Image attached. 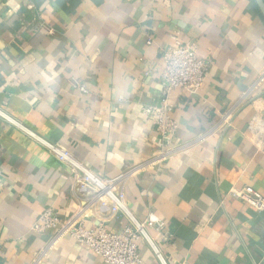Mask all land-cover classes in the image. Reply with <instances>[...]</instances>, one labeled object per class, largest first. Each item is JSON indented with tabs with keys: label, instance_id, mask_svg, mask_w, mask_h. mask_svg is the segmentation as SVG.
I'll use <instances>...</instances> for the list:
<instances>
[{
	"label": "crops",
	"instance_id": "crops-1",
	"mask_svg": "<svg viewBox=\"0 0 264 264\" xmlns=\"http://www.w3.org/2000/svg\"><path fill=\"white\" fill-rule=\"evenodd\" d=\"M176 40L195 42L209 68L200 89L170 96L179 127L154 160L158 134L142 107L158 103L161 54ZM261 73L264 18L254 0H0V264H101L69 236L35 263L53 231L34 223L46 209L69 217L81 196L26 130L100 176L136 169L126 202L138 219L164 222L149 233L167 264H264V211L227 197L243 186L264 196V131L260 146L246 132L264 108ZM230 109V126L217 130ZM101 221L114 231L127 223ZM139 252L142 264H161L147 245Z\"/></svg>",
	"mask_w": 264,
	"mask_h": 264
},
{
	"label": "built area",
	"instance_id": "built-area-1",
	"mask_svg": "<svg viewBox=\"0 0 264 264\" xmlns=\"http://www.w3.org/2000/svg\"><path fill=\"white\" fill-rule=\"evenodd\" d=\"M146 42L151 44L152 39L148 38ZM161 59L159 101L157 104H147L142 107V115L154 125L158 134L154 160L164 158L171 150L173 138L179 127L178 121L172 115L174 107L170 103V96L177 90L193 92L200 89L209 68V61L198 54L195 42L181 43L176 40L173 45L163 49ZM263 81L264 73H261L255 83ZM75 86L78 90L85 92L83 85L75 83ZM119 100H122V97H119ZM233 113L234 110L230 109L221 115L216 126L217 130L230 126ZM0 114L6 116L1 110ZM26 131L38 139L50 154L67 167L77 193L81 196L78 206L69 217L61 219L56 212L46 209L34 223L32 228L38 233L53 231V236L45 248L40 251L35 263L40 262L41 257L61 237L69 236L86 251L97 255L101 264H142L140 245H147L161 264H167L162 257L161 250L149 233L150 229L162 231L164 222L154 215H149L144 220L138 219L126 202L125 183L129 176L137 173L136 169H129L109 178L100 176L76 159L69 149ZM214 131L201 133L192 142L203 141ZM262 131H264V108H259L249 121L246 132L260 146L263 139ZM227 197L242 201L258 212L264 211V196L252 187H232ZM88 214H96L100 219L92 227H88L85 223ZM103 215L109 218L124 216L127 223L121 230L114 231L101 221Z\"/></svg>",
	"mask_w": 264,
	"mask_h": 264
},
{
	"label": "water",
	"instance_id": "water-1",
	"mask_svg": "<svg viewBox=\"0 0 264 264\" xmlns=\"http://www.w3.org/2000/svg\"><path fill=\"white\" fill-rule=\"evenodd\" d=\"M254 2L264 18V0H254Z\"/></svg>",
	"mask_w": 264,
	"mask_h": 264
}]
</instances>
